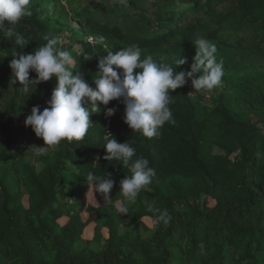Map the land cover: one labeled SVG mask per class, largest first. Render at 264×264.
Segmentation results:
<instances>
[{"label":"trees","instance_id":"1","mask_svg":"<svg viewBox=\"0 0 264 264\" xmlns=\"http://www.w3.org/2000/svg\"><path fill=\"white\" fill-rule=\"evenodd\" d=\"M49 1L31 0L32 15L16 26L25 48L0 32V264H264V0H103L115 2L110 9L72 0L78 6L68 20L79 27L68 50L73 74L91 87L98 57L109 51L134 43L142 59L175 68L186 58L176 72L188 71L194 41L204 38L217 47L227 89L209 104L189 80L170 93L175 125L165 123L151 139L124 123L120 101L98 102L84 140L36 154L38 169L27 159L24 137L35 134L25 120L34 106H47L56 81L24 93L9 64L14 52L29 54L53 35L44 18ZM109 107L116 108L112 117L105 116ZM105 131L119 143L130 141L155 169L135 203L119 192L130 170L97 160L105 155ZM38 145L44 146L41 138ZM89 172L115 181L110 203H87ZM152 202L168 211L167 225L147 211ZM125 204L126 215L118 211ZM126 223L151 235L120 233ZM80 243L104 248L80 249Z\"/></svg>","mask_w":264,"mask_h":264},{"label":"clouds","instance_id":"2","mask_svg":"<svg viewBox=\"0 0 264 264\" xmlns=\"http://www.w3.org/2000/svg\"><path fill=\"white\" fill-rule=\"evenodd\" d=\"M126 2L121 0V3ZM30 4L31 0H0V32L9 38L15 37V44L22 48L28 42L16 32V26L23 17L32 15ZM43 39L46 43L29 54L14 52L9 64L13 83L18 81L23 85L24 93L41 82L56 81L47 106L42 111L39 105L34 106L25 120V126L31 127L35 136L44 142V146L36 147L40 155L54 150L62 142L83 141L93 126L91 115L100 111L98 102L107 106L111 101H120L124 105V123L132 132H139L148 139L157 137L165 123H176L170 108L171 92L184 87L189 80L193 92L211 91L221 85L224 75L222 62H217V47L207 39L194 41L196 55L190 70L179 72L176 69L187 63L186 58L179 57L175 68L151 56L142 59L141 48L133 43L115 54L109 51L98 57L99 71L92 78L93 88L84 75L73 74L75 61L72 54L61 47L63 37L47 34ZM30 72H34L36 78L30 79ZM115 113L116 108L109 107L105 116L112 117ZM103 141L105 155L97 160L117 161L130 170L131 175L119 181V192L127 203H135L140 192L151 185L155 169L150 167L147 158L137 156L130 141L119 143L106 131ZM86 180L94 193L101 194L105 201L111 200L109 194L115 181L110 175L89 172ZM118 211L126 215L127 204ZM147 211L153 214L156 223L167 225L171 219L168 211L155 202L148 205Z\"/></svg>","mask_w":264,"mask_h":264},{"label":"rangeland","instance_id":"3","mask_svg":"<svg viewBox=\"0 0 264 264\" xmlns=\"http://www.w3.org/2000/svg\"><path fill=\"white\" fill-rule=\"evenodd\" d=\"M91 0H82L81 5L82 7L86 5H90ZM72 3V0H50L48 4V10L45 13V21L50 25L52 28V33L54 36H61L64 39V43L61 45L62 48H65L66 50H71L70 48L76 43L75 37H74V30L79 29L77 24H74L73 22H69V15L71 13V10L73 7H77L78 3ZM93 6H104L106 5L109 9L113 8L116 4L114 1L104 2L103 0H95ZM148 9H152V5L149 3L146 5ZM113 17V16H112ZM60 27V28H59ZM79 46L75 48V50H72L73 53L79 51ZM225 89H227L226 84H222L219 87H217L214 90L211 91H201L203 94H205L208 97V103L211 104V99H215L218 96V93H222ZM24 142L26 147L29 148L28 157L27 159L35 164L38 169H42V165L38 164L35 160L37 152L36 147H40L38 145V138L32 135H26L24 137ZM100 201H104L106 203H110V201H105L101 194L94 193V190L91 189L87 194V203L93 204V205H99ZM132 232L133 234L142 233L145 237H148L151 235L150 233H143L140 228L132 227L129 224H124L120 227V233H127ZM88 237L91 238L92 236L88 234ZM84 247H89L95 251L102 250L104 247L99 244H91L86 245L85 243L79 244V248L83 249Z\"/></svg>","mask_w":264,"mask_h":264},{"label":"water","instance_id":"4","mask_svg":"<svg viewBox=\"0 0 264 264\" xmlns=\"http://www.w3.org/2000/svg\"><path fill=\"white\" fill-rule=\"evenodd\" d=\"M206 196L203 197V199H205Z\"/></svg>","mask_w":264,"mask_h":264}]
</instances>
